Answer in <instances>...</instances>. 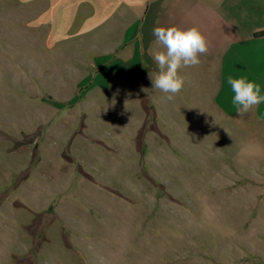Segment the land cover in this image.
I'll return each mask as SVG.
<instances>
[{"label":"rangeland","instance_id":"1","mask_svg":"<svg viewBox=\"0 0 264 264\" xmlns=\"http://www.w3.org/2000/svg\"><path fill=\"white\" fill-rule=\"evenodd\" d=\"M8 4L0 264H264V128L148 82L102 88Z\"/></svg>","mask_w":264,"mask_h":264},{"label":"crops","instance_id":"2","mask_svg":"<svg viewBox=\"0 0 264 264\" xmlns=\"http://www.w3.org/2000/svg\"><path fill=\"white\" fill-rule=\"evenodd\" d=\"M1 1H8V7L17 11H27L29 23L32 18L39 22L25 29L29 33L38 30L45 46L82 48L85 54L75 56L78 65L86 61L95 66L94 81L102 88L101 78L105 85L119 77L124 83L135 82L134 87L142 88L148 82L151 92L167 97L149 78V72H158L153 54L161 50L153 29L195 26L207 37L209 50L198 66L180 70L185 84L174 98L198 99L193 102L196 107L236 115L228 75L255 80L264 94V35L258 36L264 33V0ZM245 117L264 128V102Z\"/></svg>","mask_w":264,"mask_h":264},{"label":"clouds","instance_id":"3","mask_svg":"<svg viewBox=\"0 0 264 264\" xmlns=\"http://www.w3.org/2000/svg\"><path fill=\"white\" fill-rule=\"evenodd\" d=\"M153 35L161 50L153 54L158 72L155 75L149 72V78L154 88L172 100L185 84L180 70L198 66L201 63L200 57L209 50V42L204 33L195 26L186 29L157 26L153 29ZM226 81L233 93L232 104L239 116L248 114L264 102L262 86L255 80H249L245 76L228 75Z\"/></svg>","mask_w":264,"mask_h":264},{"label":"trees","instance_id":"4","mask_svg":"<svg viewBox=\"0 0 264 264\" xmlns=\"http://www.w3.org/2000/svg\"><path fill=\"white\" fill-rule=\"evenodd\" d=\"M261 35H264V33H260V34H258V36H261Z\"/></svg>","mask_w":264,"mask_h":264}]
</instances>
